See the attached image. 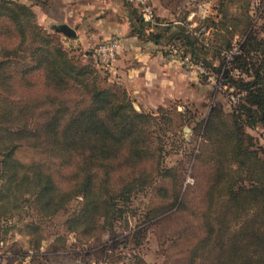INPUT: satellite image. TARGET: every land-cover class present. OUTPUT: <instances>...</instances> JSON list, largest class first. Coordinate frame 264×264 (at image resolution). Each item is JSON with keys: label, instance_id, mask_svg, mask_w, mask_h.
Wrapping results in <instances>:
<instances>
[{"label": "trees", "instance_id": "trees-1", "mask_svg": "<svg viewBox=\"0 0 264 264\" xmlns=\"http://www.w3.org/2000/svg\"><path fill=\"white\" fill-rule=\"evenodd\" d=\"M123 5L132 35L160 45L164 55L168 45L180 48L235 100L226 109L211 102L202 118L184 106L136 110L120 85L105 84L93 62L70 55L60 35L39 25L31 5L0 0L1 232L17 231V201L28 194L45 216L76 201L63 227L88 241L87 219L105 228L125 223L134 193L150 188L157 202L139 223L167 212L159 221L169 229L165 243L180 254L173 264H264V143L245 130L259 127L264 136V34L254 27L249 0H216L195 26L156 16L148 26ZM172 118L190 120L198 142L190 153L192 183L181 193V168L164 166L162 156ZM20 148L30 152L25 162L14 157ZM29 227L36 253L40 227Z\"/></svg>", "mask_w": 264, "mask_h": 264}, {"label": "rangeland", "instance_id": "rangeland-1", "mask_svg": "<svg viewBox=\"0 0 264 264\" xmlns=\"http://www.w3.org/2000/svg\"><path fill=\"white\" fill-rule=\"evenodd\" d=\"M12 1L17 3L19 0ZM186 1L190 2L184 6L182 11H191L192 17L196 20L195 23H191V26H195L199 20L211 14L213 12L212 6L216 3V0ZM248 10L254 27L261 36L264 34V0H249ZM70 53L73 56L79 54L73 51ZM227 59L229 60L228 54L225 61ZM89 61L93 62L92 65L96 68L98 78L105 84H109L111 81L107 80V70L99 65L95 56ZM226 67L227 62L224 63V68ZM201 68L202 73L195 72L199 79L197 96H187L186 99L178 100V102L176 100L171 101V103L167 102L165 106L158 107L171 108L176 106L177 110H181L184 106L195 110V118H202L206 114L208 104L211 102L217 100L223 104L224 108L227 106L228 101L233 102L236 95L230 89L221 86L220 79H216L213 75H207L204 78L205 70L203 67ZM123 91L125 90L123 89ZM128 97L131 100L129 95ZM192 126L190 120L184 121L182 118H172L169 124V130L172 131V134L168 132L164 140L162 153L164 166H177L182 170L180 172V193L186 189L187 185L192 183L189 172L193 158L190 153L191 155L194 154L198 147V142L193 136ZM245 130L256 138L258 144L264 143V136L259 127L246 128ZM188 156L191 157L189 160ZM14 157L25 162L30 157V152L26 148H20L14 151ZM21 198L27 199L28 202L20 199L17 201L19 203L15 225L17 231L14 228L2 233L3 230L1 229L5 225L0 222V264H132L131 262L135 257L142 261L141 264H173L176 257L180 259V254L174 256L177 247L165 243L169 229L161 227L165 226V223L159 220L165 217L167 212L156 216L154 215L157 212H152L151 216L153 217L151 220L144 223L143 226L139 223V215L148 209H152L151 204L157 202V198L152 196L150 188L134 193L129 205L130 212L127 214L125 223L117 220L114 221L111 227L105 228L100 227L98 218L87 219L86 222L92 231V238L88 241L74 233H66L63 227V221L72 212V207L77 204L76 201H70L63 210L53 216H45L28 204L31 200L28 194L22 195ZM13 222L14 220L11 221V224ZM29 222L40 227L42 241H40L39 245L41 246L36 253L31 251L30 242L38 237L30 229ZM137 230L142 235H140L139 244H133L132 236ZM57 238H65V243L59 244L60 240ZM58 244L61 248L52 251L50 246Z\"/></svg>", "mask_w": 264, "mask_h": 264}, {"label": "crops", "instance_id": "crops-1", "mask_svg": "<svg viewBox=\"0 0 264 264\" xmlns=\"http://www.w3.org/2000/svg\"><path fill=\"white\" fill-rule=\"evenodd\" d=\"M31 5L39 25L55 32L65 47L92 59L93 47L106 38L118 39L115 60L107 69V80L120 85L138 110H152L167 102L197 96L199 79L194 71L163 54L160 45L139 39L130 32L123 0H19ZM158 20L177 22L180 18L195 23L191 11H182L186 0H150ZM70 27L74 37L57 31Z\"/></svg>", "mask_w": 264, "mask_h": 264}, {"label": "built area", "instance_id": "built-area-1", "mask_svg": "<svg viewBox=\"0 0 264 264\" xmlns=\"http://www.w3.org/2000/svg\"><path fill=\"white\" fill-rule=\"evenodd\" d=\"M131 6H133L137 14L139 15L141 21L148 25L153 26L155 24V13L150 4L149 0H125ZM167 55L171 58L176 59L179 64L187 69L194 72L202 73L203 70L199 64L193 63L187 54H184L182 50L178 47L168 45L164 48ZM118 50V39L116 38H106L99 41L93 47V54L99 65L107 70L112 65L116 58ZM235 50V48L233 49Z\"/></svg>", "mask_w": 264, "mask_h": 264}, {"label": "water", "instance_id": "water-1", "mask_svg": "<svg viewBox=\"0 0 264 264\" xmlns=\"http://www.w3.org/2000/svg\"><path fill=\"white\" fill-rule=\"evenodd\" d=\"M57 31H58L59 33H61L63 36L67 37V38H72V37H74V32H73V30H72L70 27L66 26V25H61V26H59V27L57 28Z\"/></svg>", "mask_w": 264, "mask_h": 264}]
</instances>
